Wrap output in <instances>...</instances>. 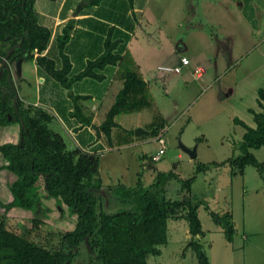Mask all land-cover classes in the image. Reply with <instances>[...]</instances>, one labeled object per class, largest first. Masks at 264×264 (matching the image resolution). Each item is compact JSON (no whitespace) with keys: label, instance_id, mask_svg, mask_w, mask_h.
Returning <instances> with one entry per match:
<instances>
[{"label":"trees","instance_id":"obj_1","mask_svg":"<svg viewBox=\"0 0 264 264\" xmlns=\"http://www.w3.org/2000/svg\"><path fill=\"white\" fill-rule=\"evenodd\" d=\"M101 1L84 0V4L92 6ZM133 1L130 0V3ZM73 28L74 20L68 21L58 38L63 59L62 67L58 68L55 60L46 53L52 31L39 21L35 0H0V67L11 47L17 46L8 57L9 67H5L0 76V124L24 122L20 128L22 139L0 144L5 158L1 169L6 168L13 177L8 182L12 199L2 205L6 211L14 207L32 211L35 227H39L42 215L49 209L43 198L54 199L59 206L64 204L70 213L77 215L75 227L62 234V239L71 247L67 252L47 247L27 233L15 231L6 217L1 216L0 264H74L79 253L77 248L82 243L86 244L90 263L146 264L150 255H160L161 246L168 243L169 219L187 221L190 237L185 248L194 251L200 264H211L201 241L206 234L199 216L203 201L193 193L192 186L197 173L225 164L230 166L231 176L243 174L247 165H253L264 181V161L253 151L264 146V89H259L257 100L260 109H250L254 125L237 116L233 118L244 128L237 145L240 150L238 155L224 161L198 162L194 174L188 178H183L175 170L177 163H174L172 169L159 171L154 182L147 186L142 181L135 186L124 183L111 186L106 191L125 207L108 212L103 207L102 184L94 183L99 154L80 148L68 149L63 136L48 127L47 122L52 116L44 109L26 107L20 98L17 99L16 109L14 99L17 89L13 86L12 77L9 78L12 66L19 58L35 59L39 68L65 87H71L74 81L84 77L102 78L100 70L111 64L117 65L115 78L121 81L122 86L101 124L111 139H114L111 129L117 125L116 117L119 115L149 109L152 119L148 125L152 135L162 133L167 120L157 106L132 52L129 49L118 50L122 40L108 36L104 51L89 60L82 71L70 75L72 65L65 46ZM119 130L121 140L118 144L134 140L133 132ZM172 180L178 183L175 190ZM40 184L43 185L44 195L39 192ZM209 211L215 222L223 227L226 238L232 241L236 232L232 212L227 210L220 214L210 208Z\"/></svg>","mask_w":264,"mask_h":264},{"label":"rangeland","instance_id":"obj_2","mask_svg":"<svg viewBox=\"0 0 264 264\" xmlns=\"http://www.w3.org/2000/svg\"><path fill=\"white\" fill-rule=\"evenodd\" d=\"M163 1L154 0L151 5L155 4L153 7L156 12L164 11L166 13L159 19L161 22L165 21L164 28L168 32L170 27L174 26L172 32H169L171 35L185 38L188 26L195 23L204 24L203 26L215 37L212 43L207 42L204 45L201 42L198 47L187 48L188 52L196 54L195 62L205 68V75L200 83H198L199 80L195 81L192 78L186 80L183 72H175L172 73V80L158 82V89L155 90L157 94L155 101L160 111H162L160 105L163 107L166 113L163 116L167 120V125L164 128L166 153L162 155L160 161L156 162V171H168L173 168V163L176 162L175 170L183 178H188L194 174L198 162L224 161L228 157L240 153L237 145L242 138L244 128L240 124H236L233 118L237 116L246 123L254 125L250 109H260L257 99L259 89H264V31L262 29L251 34H245L242 31L237 38L245 37L248 39L247 43L243 44L241 48L231 50L228 48L229 44L220 40L223 26L209 22L213 18L207 17L204 13V0H189L188 9L191 11V16L185 20L183 25L179 24L180 17L174 10L179 4V0H168L166 7L160 6ZM210 1H216L217 5L219 3L218 0ZM227 7L228 4L223 2L221 10L225 12ZM260 20L264 23L263 15L258 18V21ZM192 28L196 29L193 26ZM138 33H140L139 29L137 35ZM188 34L191 33L188 32ZM141 39L139 36V41ZM231 51L234 52L233 57ZM228 83L233 85L230 90H222V86ZM232 89L234 90L232 91ZM189 92H194L195 95L197 92H203L200 97L204 92L235 93L221 96L218 99L215 95L214 99H207L206 95L198 99L197 96L194 98L193 94ZM144 111H146V115L152 114L149 109ZM204 135L208 140L206 137L203 138ZM198 137H202V140H198ZM181 144L189 148L197 146V157L192 158L182 149ZM159 146L160 142L146 143L145 149L156 150ZM253 151L261 161H264V146L255 148ZM178 153L183 155L178 157ZM134 155L135 153L125 152L124 158L114 161V169L109 170L112 181L115 180L119 169L124 174L125 170L130 173L135 168ZM124 165H127L129 169L121 168ZM151 172L152 170H146L144 178L146 186L151 182L149 175ZM125 177V181L131 179L129 175H125ZM39 182L42 183V180ZM171 183L173 189L178 184L175 180H172ZM192 191L203 201L199 208V216L206 234L201 238V241L210 263L264 264V181L257 168L247 165L243 174L231 176L229 165L214 166L205 172L197 173ZM39 192L42 195L45 194L43 185L40 186ZM5 195L6 192L0 190L2 203L7 200ZM169 195L172 194L169 193ZM106 198H103V207L108 212L125 207L110 193ZM43 202L49 209L46 210L45 215H42L39 227L34 225V213L21 207L6 211L0 203V217L5 216L9 226L15 231L27 233L30 238L47 247L64 252L69 251L71 247L62 239V234L75 227L77 215L70 213L66 205L59 206L54 199L43 198ZM126 206L129 207V205ZM209 208L220 214L224 210L232 212L236 228L232 241L226 238L223 227L212 218ZM168 225V243L161 246L160 255H150L146 264H200L194 251L191 248H185L189 240L187 236L190 235L187 221L185 219H169ZM27 230L32 231L28 233ZM77 249L79 253L74 259V264H96L90 263V254L85 243H82Z\"/></svg>","mask_w":264,"mask_h":264},{"label":"crops","instance_id":"obj_3","mask_svg":"<svg viewBox=\"0 0 264 264\" xmlns=\"http://www.w3.org/2000/svg\"><path fill=\"white\" fill-rule=\"evenodd\" d=\"M152 1L154 0H134L131 4L130 0H102L101 3L90 6L85 5L84 0H35L39 21L52 31L46 53L55 60L58 68L62 67L63 59L58 46V38L66 23L74 20V28L65 46V52L72 65L70 75L82 71L89 60L97 58L104 51L105 40L111 36L114 40H122L118 50L129 49L132 52L155 100L157 99L155 90L158 89V82H169L173 78L172 73H175L168 72L162 67L181 65L182 56L188 57L191 64L182 66V70L176 73L183 72L186 80L192 78L195 81L199 80L198 83H200L205 74L202 78L194 76L192 71L197 65L196 54L188 52L187 48L198 47L201 42L204 45L207 42L212 43L215 40L214 35L203 26L204 24L195 23H192V26L196 29L188 26L185 38L171 35L174 26L170 27V33L164 28L165 21L161 22L159 18L166 13L156 12L153 7L155 4L151 5ZM155 1L160 2L161 0ZM204 1V13L207 17L213 18L209 22L223 26L220 40L229 44L228 48L231 50L241 48L247 43V38H237L242 31L245 34L257 33L262 29L264 31V23L261 20L258 21V18L264 16V0H218V5L216 1V3L210 0ZM167 2L168 0H164L160 6L166 7ZM223 2L228 4L225 12L221 10ZM188 4L189 0H179L178 6L174 8L180 17V25H183L185 20L191 16ZM138 29L140 33L137 35ZM139 36L142 38L140 41ZM197 36L199 38H196ZM116 71L117 65L111 64L99 71L102 78L88 76L74 81L71 87H65L45 70L39 68L35 59H23L21 73L17 72L16 65L12 66L14 87L23 105L47 111L52 116L47 122L48 127L63 136L68 149L80 148L86 152L99 154V168L94 176V183L102 184L101 193L105 198L108 195L106 189L108 190L111 186L121 183L135 186L139 181L145 184L146 170H152L148 174L151 178L150 183L154 182L158 172L161 171H156L155 164L161 159H154L158 149L146 150V143H158L160 136L166 142L164 129L162 133L152 135V130L148 125L152 114L146 115L144 110L117 116V125L112 126L111 129L114 139L109 138L101 128L122 86L121 81L115 78ZM231 86L233 85L228 83L222 86V90H230ZM189 93L193 94L194 98L197 96L198 99L205 95L207 99H212L214 95L218 99L235 92H216V94L204 92L201 97L200 94L203 92H197L196 95L194 92ZM160 107L162 114H166L163 107L161 105ZM138 127L143 130L136 133ZM20 128L21 124L16 122L0 124V144L18 142L21 137ZM119 129L133 132L134 140L130 143L118 144L121 140ZM205 137L204 135L203 138ZM206 139L208 140L207 137ZM125 152L135 153L136 166L130 173L128 170H123V174L119 169L115 180L112 181L109 170L114 169L116 159L124 158ZM182 155V153L177 154L178 157ZM4 163L5 158L0 151V190L6 192L5 202H9L12 195L8 189V182L13 177L6 168L1 169ZM121 168L129 169L127 165ZM125 175H129L131 179L125 181ZM108 198H106L107 201ZM0 203H2L1 198ZM187 237L189 238L190 235Z\"/></svg>","mask_w":264,"mask_h":264},{"label":"built area","instance_id":"obj_4","mask_svg":"<svg viewBox=\"0 0 264 264\" xmlns=\"http://www.w3.org/2000/svg\"><path fill=\"white\" fill-rule=\"evenodd\" d=\"M191 64V60L186 57V56H182L181 58V65H177V66H164L162 67L164 70L168 71V72H180L182 70V66H187ZM193 74L196 78H202V76L205 73V68L202 65H196L193 69ZM159 142H160V146L156 152V154L154 155V159L156 160H160L162 158V155L165 153L166 150V145H165V140L162 136H160L158 138Z\"/></svg>","mask_w":264,"mask_h":264},{"label":"water","instance_id":"obj_5","mask_svg":"<svg viewBox=\"0 0 264 264\" xmlns=\"http://www.w3.org/2000/svg\"><path fill=\"white\" fill-rule=\"evenodd\" d=\"M17 46H13V47H11V49L7 52V54H6V56L4 57V59H3V62H2V65H1V67H0V76L3 74V71H4V68L5 67H9V64H8V57H9V55L11 54V52L16 48ZM22 60H23V58H19V60L16 62V68H17V72L18 73H21V63H22ZM12 77V71H11V73L9 74V78H11ZM13 86H14V84H13ZM19 97H18V94H16V96H15V99H14V104H15V107H16V109H17V99H18ZM21 126H24V122H23V120H21ZM143 130V128H141V127H138L137 129H136V133H139L140 131H142ZM20 139H22V136H21V138ZM181 147H182V149L184 150V151H186L187 153H189V155L190 156H192V157H196V155H197V146H194V147H192V148H189V147H186L185 145H183V144H181ZM88 246H89V244H88Z\"/></svg>","mask_w":264,"mask_h":264}]
</instances>
